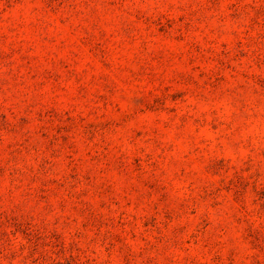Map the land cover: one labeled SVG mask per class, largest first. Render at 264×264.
<instances>
[{
	"label": "rangeland",
	"instance_id": "1",
	"mask_svg": "<svg viewBox=\"0 0 264 264\" xmlns=\"http://www.w3.org/2000/svg\"><path fill=\"white\" fill-rule=\"evenodd\" d=\"M0 264H264V0H0Z\"/></svg>",
	"mask_w": 264,
	"mask_h": 264
}]
</instances>
